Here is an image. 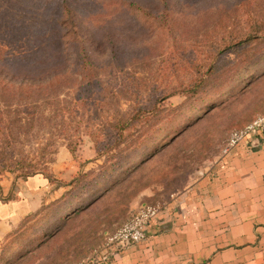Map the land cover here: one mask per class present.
<instances>
[{
  "label": "rangeland",
  "instance_id": "374dc122",
  "mask_svg": "<svg viewBox=\"0 0 264 264\" xmlns=\"http://www.w3.org/2000/svg\"><path fill=\"white\" fill-rule=\"evenodd\" d=\"M68 1L0 0V177L53 181V196L0 238V264L102 256L127 219L166 210L264 113V40L237 43L258 23L264 33V0ZM58 23L67 37L48 48ZM198 80L194 96L177 92ZM19 85L46 91L11 98ZM139 107L153 113L106 152Z\"/></svg>",
  "mask_w": 264,
  "mask_h": 264
},
{
  "label": "crops",
  "instance_id": "0c3cea01",
  "mask_svg": "<svg viewBox=\"0 0 264 264\" xmlns=\"http://www.w3.org/2000/svg\"><path fill=\"white\" fill-rule=\"evenodd\" d=\"M249 138L158 213L143 240L98 264H264V133ZM52 186L41 173L2 175L0 238L51 198Z\"/></svg>",
  "mask_w": 264,
  "mask_h": 264
},
{
  "label": "trees",
  "instance_id": "16d2710c",
  "mask_svg": "<svg viewBox=\"0 0 264 264\" xmlns=\"http://www.w3.org/2000/svg\"><path fill=\"white\" fill-rule=\"evenodd\" d=\"M47 1L49 3L52 2V0H47ZM60 1L62 2L61 5L63 6V8H64L63 4L69 5V1L68 0H60ZM63 22H65V21H63ZM55 27L58 28L57 31L54 33L56 36L51 38L52 37V33H51L50 35H48L46 37L47 38V43L46 44L48 45V48L50 47V45H51V43L53 41H54V43H56L59 40L60 43H63V42H65V38L67 37L66 31L63 30V23H58ZM262 30H263V27H262V25L260 23H258L257 25H254L251 31H248L244 36H242L241 38L238 39L237 43L246 45V44H251V43H254V42H257V41H260V40H264V33H262ZM28 36H26V38H28ZM28 39H29V42H30V40L32 38H28ZM57 44H58V42H57ZM228 46H230V45H228ZM83 49H84V47L81 45V47H79L77 49L79 51L77 54L78 55L81 54L80 50H83ZM63 50H64V47H63ZM227 50H229V49H227ZM27 57L28 56L23 57V58H21V60H17V62L22 61V59L24 61ZM10 61H11V59H10ZM12 62H14V60L11 61L9 63V65H14V63H12ZM254 65L255 64H254L253 61H246L243 65H240L239 67H237V71L236 72H237L238 75H240L241 73H243L244 71L248 70L250 67H253ZM232 81H233V79L231 80V82ZM10 87H13V86H10ZM21 89H26L25 90L27 92L26 97H28V98H32L33 97L32 94L35 92V90L38 91V92L40 91L41 94H45V91H46L45 86H43V85H40V86H34V85L21 86V85H19L18 87H15V91H12V89H10V88H6V90H8L7 94L11 98H16V96H18V94L22 92ZM203 89H204V85L202 86L201 80H198L190 88L184 89V91H177V92H182L186 97H189L191 95L194 96V94L202 91ZM188 90H190V91H188ZM173 95H175V94L171 93V94L168 95V97H171ZM43 99L44 100L48 99V96L44 95ZM152 109H155V106H152ZM140 110L141 111L135 112L134 115H132L131 117H128L127 119L123 118V119L120 120V125L116 128V130L114 132V143L113 144H108L107 143L105 145V147H104V149L108 148L106 152H109L108 150L111 149V148H115V145L119 142V139L121 138V136H123V132H125L127 130V128L129 127V122H133V121L139 122L142 119H145V118L149 117L153 113L152 110H149V111H152L150 113H148L149 111L145 113V110H142L141 108H140ZM96 144H97V148H98V153H101L102 149H101V145L99 144V141L96 140ZM119 163H120V161H116L115 165L119 164ZM120 168H121V165L118 168H116V169H120ZM30 171H32V169H28V172H30ZM36 173L44 174V172L35 171V172H30V173H23L20 176L27 177V176H30V175H33V174H36ZM44 175L46 177H48V179L51 182H53L49 175H46V174H44ZM115 176L116 175H114V178H115ZM77 180H79V178ZM74 183H75V181H74ZM66 185L71 186L72 182L71 183H67ZM40 208H41V206L39 208H37L35 211L39 210ZM29 215H27L26 217H28ZM25 218H23V219H25Z\"/></svg>",
  "mask_w": 264,
  "mask_h": 264
},
{
  "label": "built area",
  "instance_id": "2783aa9c",
  "mask_svg": "<svg viewBox=\"0 0 264 264\" xmlns=\"http://www.w3.org/2000/svg\"><path fill=\"white\" fill-rule=\"evenodd\" d=\"M264 133V113L256 116L249 123L240 129L233 130L230 133L228 148L235 146L237 143L249 140V137ZM157 216V211L153 207H145L135 212L127 219L121 227L110 238L105 253L102 256H92L83 259L76 264H98L107 258L112 248L115 250L124 248L129 244L139 242L146 237V227L149 222Z\"/></svg>",
  "mask_w": 264,
  "mask_h": 264
}]
</instances>
